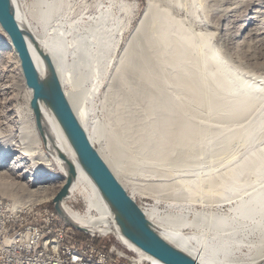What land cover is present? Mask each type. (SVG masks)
Segmentation results:
<instances>
[{"label":"bare ground","instance_id":"bare-ground-1","mask_svg":"<svg viewBox=\"0 0 264 264\" xmlns=\"http://www.w3.org/2000/svg\"><path fill=\"white\" fill-rule=\"evenodd\" d=\"M202 1L146 0L143 13L107 82L108 89L104 95L105 98H112L113 112L118 122L110 133L115 144L112 151L108 148L110 146L100 142L97 121H87L89 108L86 103H92L96 97L103 83V72L111 62L110 53L121 39L119 22L115 23L118 13L112 12L111 5L104 9L98 4L96 15L86 14L85 17L71 19L68 11L70 4L66 0H39L43 13L38 18L31 10H24L18 0H10V4L18 25L32 35V39L26 38V42L38 74L40 77L47 74L40 51L52 60L63 90L90 142L98 147V152L124 187L129 184L138 187L133 177L136 173L146 171L163 160H169L171 165L180 164L185 153H192L202 159L195 164L207 163L214 167L215 172L214 175L210 170L202 176L189 175L180 184L186 191L181 190V194H176L177 198L206 204L233 197L240 200L234 209L232 207V215L191 212V222L201 228L207 227L217 238L214 243L208 241L210 239L203 242L195 239V245L191 243L192 238L188 240L177 232L174 225L179 226L178 222L174 225L173 222H169L170 225L162 222L157 209L153 207L143 210L154 225L157 221L166 225L160 231L161 236L179 249L186 250L201 264H258L264 259V75L239 71L214 46V33L208 32L210 21L203 12L207 5ZM197 13L202 14L198 21ZM261 13L264 16V10ZM174 23L177 28L170 31L169 24ZM5 44L12 51L9 39ZM211 63L214 68H211ZM16 64L20 73L19 62ZM19 77L23 78L21 73ZM126 79L137 87L136 99L143 106L144 125L134 126L127 119L122 121L120 114L117 118L120 99L134 97L125 83ZM2 86L6 92H13L8 83ZM31 97V90L25 87L24 105L17 107L13 115H7L9 118H4L5 121H15V132L19 139L12 146L7 143L5 147H0V168L12 156L14 158L9 171L13 172L22 166L25 173L21 174L24 176L37 177L43 173L51 178L54 177L51 169L55 167L64 178L57 190L73 169L69 193L60 202L69 219L90 232L112 234L137 250L119 233L109 206L83 168L77 164L59 124L42 101L39 108L44 131L42 134L39 132L30 107ZM7 101L8 105H13L14 96H8ZM253 118L257 121H251ZM246 124L250 125L246 140L252 139L255 145L247 150L246 156L234 162L230 151L242 142L246 129L241 128ZM223 153L227 155L223 164H220L218 156ZM1 175L5 176L3 173ZM48 189L52 190L39 186L31 189L30 193L43 195L47 194ZM74 192L84 200L85 210L82 213L66 204L65 199L69 196L72 201ZM244 194L246 198H243ZM130 195L134 197L133 193ZM0 200L6 199L0 197ZM23 205H28L29 209L50 207L42 201ZM238 217L250 219L253 222L251 229L262 234L261 240L248 243L251 249L247 252L237 248L241 239L235 235L243 233ZM55 251L57 256H64L62 244H55ZM71 260L79 264H113L106 258L81 251H71Z\"/></svg>","mask_w":264,"mask_h":264},{"label":"rangeland","instance_id":"rangeland-1","mask_svg":"<svg viewBox=\"0 0 264 264\" xmlns=\"http://www.w3.org/2000/svg\"><path fill=\"white\" fill-rule=\"evenodd\" d=\"M38 1L39 0H18V3L22 6L23 9L25 8L27 10H31L34 16H38V18H41L43 9H41V7L39 6ZM66 1L70 4V6H68V11L71 19L79 18L83 15L85 17L86 14L87 16L96 15V8H98V4H101L102 8L104 9L108 5H111L112 12L115 14L118 13V19L115 23L118 24L117 21L119 22L118 26L119 28H121L122 32V36L120 37L121 39L116 45L117 47L115 46L116 48H113V53H110L111 62L107 67L109 72L107 71V68L103 72V83L98 91L99 93L97 92V95L95 97L96 99L94 98L92 100V103H86V107L89 108L87 121H97L96 124L99 126L98 131L101 135L100 142L102 144L110 146L108 148L110 149V151H112L111 149L114 148L115 144L114 141L111 140L112 135L110 133L115 128V125L118 124V122L116 121L115 113L113 112L114 102L112 98H105L104 95L106 94V91L108 89L109 83L107 82L111 77V74L115 70L116 64L118 63V58L120 57V54L125 47V43L130 38L133 29L139 21L138 19H140L143 13L146 0ZM184 1L186 2L187 0H182V2ZM202 3H205L208 9L207 10L205 6L203 8V12L205 13L204 16H206L210 21L208 32L212 34L214 33L213 44L220 51V53L224 55L231 63H233L239 71L245 72L247 74L260 76L264 75V16L261 13V11L264 10V0H203ZM197 15L198 18L196 21L201 18L202 14L197 13ZM121 19L123 20L121 21ZM84 20L85 19H83V21ZM53 25L55 24L53 23ZM176 28L177 26L175 23L173 25L169 24L170 31H173ZM194 28L196 30L197 26H195ZM116 36L115 40L118 39V35ZM8 39L9 38L0 27V44L2 46L0 48V147L2 148L5 147L7 143L9 145L11 144L12 146V144H14L15 142L17 143V140L19 139L18 135L15 132V121H5L4 118H9L7 115H13V113L18 110L17 107H22L24 105L25 87L27 88L22 71H20V73L23 78L19 77L20 73L16 64L17 61L19 62L20 69L21 67L17 54L15 53L14 49H12L11 51L9 48H7V44H5ZM13 53H15L16 55ZM211 68H214L213 64L211 65ZM104 78L107 79L104 80ZM4 83H8V86L11 85L13 88V92H6V89L2 88V85ZM125 83H127V86L131 89L134 97H126L120 99V104L118 106V109L116 110L117 118L120 114V119L122 121L127 119L134 126L144 125L145 113L141 102L136 99L137 87L133 86L128 81V79H126ZM8 96H14V103L17 105H15L14 103L11 106L10 104L8 105ZM181 106L182 104L179 105V107ZM254 119L255 118H253L252 120L249 119V121H257V119ZM249 127V124L243 125L241 130L246 129L242 135L243 140L242 142H239V144L232 151H230L234 157V162L246 156V154L248 153L247 150L255 145L254 141H251L252 139H249V141L246 140V137L249 133ZM95 147L98 148L96 145ZM175 154L177 153H174V155ZM226 155L223 153L222 155L218 156V158L220 159V164H223V162L225 161L223 159L224 157H226ZM13 158L14 156H12L9 161H6L3 167L0 168V172L5 175L3 176L0 173V197H3L5 199L14 198L13 200H15L16 203L20 204L33 201H42L48 205L51 204L52 197L58 191L57 187L62 180L59 179L58 176H63V174L55 167L51 169L52 174H54V177L51 178H49V176L47 177L43 175L42 170H39V172L42 174L38 175L37 177H34L35 175L30 176L28 174L24 176L21 174L25 173L22 166L11 172L9 171V166ZM168 161H160L161 163H156L150 166L151 168L147 169L146 171L144 170L140 173H136L133 177L135 179V182H138V187L134 188L132 184H129L127 185V187H125L126 190L130 194H134L133 198L142 210H148L153 207L154 209H157V215L160 216L162 222H167V224H169V222L170 224L173 222V225L174 223L176 224L178 222V227L174 225L177 229V232H180L185 238H188V240L192 238V241L190 240L192 245H195V242L197 241L203 242L207 241L208 239H210L208 240L210 242L213 241L212 243H214V240L216 242L217 238L215 237L213 231H210L207 227H202V229L200 226L195 225L194 222H191L193 216L190 213L192 212L194 214L200 211H205L222 215H232L234 212V210L232 212V207L234 209L237 202L240 201L239 198L230 197L231 199H227L222 202L212 201L208 202L207 204L198 200L182 199V201L181 199L176 197V194H181L182 192L186 191L184 190L183 186H180L181 181L186 179L189 175L202 176L206 171L209 170L210 173L214 175V167L208 166L207 163L201 165L195 164L201 162L202 159L200 157H196V155L192 153H185V156L180 164L171 165ZM190 164L194 166H187ZM39 186L50 187L52 188V190L48 189L47 194L44 193L43 195H33L30 193L31 189L37 188ZM133 188L137 189V191ZM181 190L182 192L179 193ZM73 194L74 195L71 201V208H74L80 213L84 212V200L81 199V197L79 198V194L77 192H74ZM244 196L245 197L243 198H246L247 195L244 194ZM65 200L67 204L69 196ZM67 205L70 206L69 204ZM181 215L182 217H180ZM182 218H185L183 220L184 222L181 221ZM241 218L242 217L237 218V220L239 219L241 221L240 226L242 227V229L244 227H246L247 229H241L243 233H237L235 237L241 239L237 248L242 252H247L249 249H251L248 246V243L250 242L252 244V242L255 243L259 239L261 240L262 234L261 232H255L251 229L253 227V222L250 219ZM186 221L187 223L190 221V223L192 224L189 223L187 225ZM242 222H244V224ZM155 224L158 227L157 229L160 231L161 229L166 228V225L164 226L158 221ZM193 224L195 225V227ZM212 237L215 238L213 239ZM103 239L109 241L108 244L117 243V240L114 238V236L110 234ZM195 239L198 240L196 241ZM106 247H108V245H106ZM184 251L187 252L186 250ZM196 255L199 257L198 253Z\"/></svg>","mask_w":264,"mask_h":264},{"label":"water","instance_id":"water-1","mask_svg":"<svg viewBox=\"0 0 264 264\" xmlns=\"http://www.w3.org/2000/svg\"><path fill=\"white\" fill-rule=\"evenodd\" d=\"M0 27L10 39L20 61L25 84L32 92L30 107L35 116V124L42 134L44 126L40 118L39 104L42 101L52 112L70 148L81 166L109 206L114 225L119 233L140 253L158 264H201L188 252L179 249L161 236L157 226L151 223L141 207L120 183L88 135L74 112L50 57L39 51L47 74L40 77L31 60L26 38L32 35L20 27L15 19L10 0H0ZM60 157L64 158L62 155ZM72 167V166H71ZM74 170L68 174L63 185L51 200L53 209L73 228L90 232L71 221L60 202L68 195ZM59 179H64L58 176ZM258 264H264L262 259Z\"/></svg>","mask_w":264,"mask_h":264},{"label":"built area","instance_id":"built-area-1","mask_svg":"<svg viewBox=\"0 0 264 264\" xmlns=\"http://www.w3.org/2000/svg\"><path fill=\"white\" fill-rule=\"evenodd\" d=\"M67 204L71 207L70 199ZM108 235L73 228L53 207L29 209L13 199L0 200V264H79L71 260V251L98 255L113 264L155 262L115 236L117 243L106 244L103 238ZM55 244H62L64 256L56 255Z\"/></svg>","mask_w":264,"mask_h":264},{"label":"trees","instance_id":"trees-1","mask_svg":"<svg viewBox=\"0 0 264 264\" xmlns=\"http://www.w3.org/2000/svg\"><path fill=\"white\" fill-rule=\"evenodd\" d=\"M50 205V207H52V205L51 204H49ZM108 243V242H107Z\"/></svg>","mask_w":264,"mask_h":264}]
</instances>
